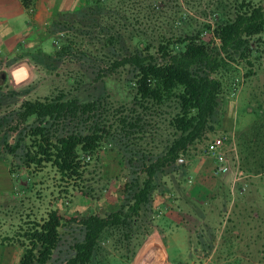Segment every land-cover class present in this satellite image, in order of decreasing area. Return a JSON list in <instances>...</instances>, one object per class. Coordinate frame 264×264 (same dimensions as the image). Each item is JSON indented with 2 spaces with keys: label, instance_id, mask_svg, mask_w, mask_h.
Listing matches in <instances>:
<instances>
[{
  "label": "trees",
  "instance_id": "trees-1",
  "mask_svg": "<svg viewBox=\"0 0 264 264\" xmlns=\"http://www.w3.org/2000/svg\"><path fill=\"white\" fill-rule=\"evenodd\" d=\"M20 1L27 10L36 4ZM210 1L213 20L202 22L197 30L191 28L192 18L181 0H84L74 11L58 13V18L66 19L62 29H76L84 37L90 35L89 29H98L101 52L108 48L125 52L98 75L110 78L127 70L128 91L111 115L115 120L110 123L104 114L103 92L84 100L64 92L25 100L11 120L0 117V126L11 124L2 139L4 153L18 157L23 169L40 171L50 165L63 181L81 180L89 161L111 146L132 171L119 207L104 216L73 220L82 239L71 246L65 264H106L112 255L131 264L153 231L157 216L153 200L160 177L174 165L183 167L181 160L193 158L216 138L225 96L236 94L239 85L234 66L246 64L250 69L246 77L254 75L263 55V3ZM206 34L209 41L204 40ZM126 40L134 47L126 48ZM73 51L74 41L66 38L52 54L39 52L32 61L49 70L72 59ZM81 55L97 67V53ZM3 97L0 94V104ZM261 115L237 134L240 167L248 173L264 172V112ZM10 132L17 133L13 142ZM158 138L164 147L154 155L147 146ZM223 138L228 142L227 136ZM63 226L57 212L51 211L46 219L27 222L3 241L21 248L18 264H49L61 246Z\"/></svg>",
  "mask_w": 264,
  "mask_h": 264
},
{
  "label": "rangeland",
  "instance_id": "rangeland-1",
  "mask_svg": "<svg viewBox=\"0 0 264 264\" xmlns=\"http://www.w3.org/2000/svg\"><path fill=\"white\" fill-rule=\"evenodd\" d=\"M54 1H48L55 15L49 27L51 38L46 49L52 54L64 39L70 38L74 41L73 58H67L49 70L34 63L28 72V79L22 84H18L20 80L17 81L13 76L16 71L13 75L10 70L0 71V94L5 96L0 104V117L11 120L25 100L45 99L62 92L70 97L77 95L84 100L97 97L103 92L107 100V111L104 114L113 123L115 119L111 115L127 95V70H120L110 78L99 79L98 75L109 66L111 59L125 52L121 53L116 48L101 52V43L97 40L98 29H89L90 35L87 37L76 29H62L66 19L58 18V13L74 11L84 0H77L76 5H68L63 12L54 9ZM255 1L264 5V0ZM181 2L183 9L192 18V29L197 30L202 22L213 20L208 9L210 0H204L201 4L198 0ZM56 17L58 20L53 24ZM111 25L112 22L109 23ZM210 39L211 36L204 35L205 41ZM262 39V60L255 64L254 75L246 77L250 70L246 64L234 66L239 72L234 73L239 85L235 87V97L232 94L225 96L222 105V126L215 137H228L226 148L231 172L221 177L214 176V166L207 158L197 154L193 158L181 160L179 163L183 167L174 165L160 177L161 187L154 195L163 196L168 193L174 198L198 184L204 186L205 194L212 193L208 195L210 198L207 197L206 203V211L211 213L212 218L203 228H198L200 237L196 235L191 243L181 240L185 244L182 245L180 241L181 245H178L171 242L170 235H167V253L171 264H264V172L248 173L242 170L237 139L239 130L249 128L260 117L257 115L264 112V36ZM125 47L133 48L134 44L126 40ZM82 52L91 56L93 53L99 55L96 68L94 61L83 57ZM14 92L19 95H11L9 98V94ZM230 102H233L232 105ZM260 103L262 108L259 107ZM9 126L11 124L7 123L0 126V264H18L19 249L11 248L8 241L5 245L4 238L13 237L27 222L41 221L51 211L57 212L64 226L60 231L61 246L49 264H65L72 255L71 246L82 239L78 224L73 220L79 221L90 215L104 216L119 207L124 198L123 185L133 177L132 171L124 158L111 151V146L104 147L94 159L88 160L89 164L81 180L63 181L50 165L40 171L34 168L23 169L18 157L4 153L2 139ZM161 133L167 134L164 131ZM8 134L9 142H13L17 133ZM163 147L164 144L158 138L152 147L147 146V150L156 155L163 151ZM200 167L207 170L206 176H199ZM5 168L10 171V181L8 177H3ZM157 220L159 218L156 216L155 222ZM109 244L105 247L110 249ZM106 264L128 263L112 255Z\"/></svg>",
  "mask_w": 264,
  "mask_h": 264
},
{
  "label": "crops",
  "instance_id": "crops-1",
  "mask_svg": "<svg viewBox=\"0 0 264 264\" xmlns=\"http://www.w3.org/2000/svg\"><path fill=\"white\" fill-rule=\"evenodd\" d=\"M48 1L36 0L35 7L27 10L20 0H0V71L10 70L12 75L16 71L13 75L16 80L25 77L18 84L28 79V72L34 64L33 56L39 52L49 53L46 49L51 38L49 27L55 11L49 7ZM76 1L56 0L53 2V7L57 8V12H63L68 5H76ZM230 100L234 101L231 98ZM230 103L232 105L233 102ZM208 161L215 168V162L211 159ZM3 165L6 167V163ZM3 172V177H8L10 181V171L5 168ZM198 174L204 177L207 175V170L200 167ZM203 188L204 186L198 184L195 188L174 198L168 193L163 196L154 195L153 207L159 220L155 222L151 235L145 240L131 264H171L167 253L168 234L171 242L178 245H181L179 244L181 240L191 243L196 235L200 237L198 228H203L212 218L211 213L206 211L207 197L212 193L206 189L210 194H205ZM46 218L47 215L43 219ZM201 236L204 237L203 234ZM181 242L182 245L185 244ZM4 243L6 245V242ZM8 245L12 246L10 243ZM11 248L19 249L17 256L19 262L22 255L21 248L17 245ZM200 254H203L202 250Z\"/></svg>",
  "mask_w": 264,
  "mask_h": 264
},
{
  "label": "built area",
  "instance_id": "built-area-1",
  "mask_svg": "<svg viewBox=\"0 0 264 264\" xmlns=\"http://www.w3.org/2000/svg\"><path fill=\"white\" fill-rule=\"evenodd\" d=\"M237 85H235L236 87ZM235 97V94H233ZM202 158L211 159L215 162L213 171L214 176L221 177L231 172V164L228 158V150L226 148V139L216 137L212 139L206 147L198 153Z\"/></svg>",
  "mask_w": 264,
  "mask_h": 264
},
{
  "label": "water",
  "instance_id": "water-1",
  "mask_svg": "<svg viewBox=\"0 0 264 264\" xmlns=\"http://www.w3.org/2000/svg\"><path fill=\"white\" fill-rule=\"evenodd\" d=\"M25 76H26V75H25ZM24 78H25V77H24ZM3 79H5V77H4V76H3ZM21 79H23V78H21ZM21 79H20V80H21ZM17 81H19V80H17Z\"/></svg>",
  "mask_w": 264,
  "mask_h": 264
}]
</instances>
